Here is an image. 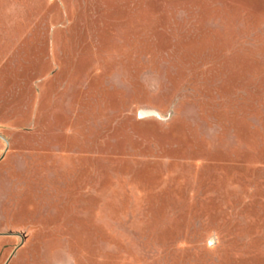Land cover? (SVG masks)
Segmentation results:
<instances>
[{
	"label": "rangeland",
	"instance_id": "rangeland-1",
	"mask_svg": "<svg viewBox=\"0 0 264 264\" xmlns=\"http://www.w3.org/2000/svg\"><path fill=\"white\" fill-rule=\"evenodd\" d=\"M0 264H264V0H0Z\"/></svg>",
	"mask_w": 264,
	"mask_h": 264
},
{
	"label": "water",
	"instance_id": "water-1",
	"mask_svg": "<svg viewBox=\"0 0 264 264\" xmlns=\"http://www.w3.org/2000/svg\"><path fill=\"white\" fill-rule=\"evenodd\" d=\"M152 115V112H139L138 116L140 118L142 117H147V116H151Z\"/></svg>",
	"mask_w": 264,
	"mask_h": 264
}]
</instances>
